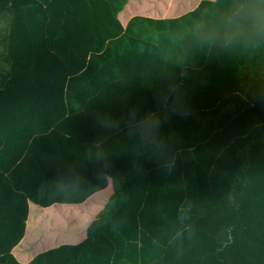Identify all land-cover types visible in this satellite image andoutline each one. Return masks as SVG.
Listing matches in <instances>:
<instances>
[{
  "label": "trees",
  "instance_id": "16d2710c",
  "mask_svg": "<svg viewBox=\"0 0 264 264\" xmlns=\"http://www.w3.org/2000/svg\"><path fill=\"white\" fill-rule=\"evenodd\" d=\"M128 2L0 0V264H264V0Z\"/></svg>",
  "mask_w": 264,
  "mask_h": 264
},
{
  "label": "crops",
  "instance_id": "0c3cea01",
  "mask_svg": "<svg viewBox=\"0 0 264 264\" xmlns=\"http://www.w3.org/2000/svg\"><path fill=\"white\" fill-rule=\"evenodd\" d=\"M154 1L155 3L153 4V8L149 9L147 5V0H129L123 11L119 14V19L122 24L124 26L127 25L125 30L127 29V31H129L131 29H136L137 32H144L146 30L147 25H129V22H131L135 18L147 17L154 19H164L168 15L172 0ZM115 47H118L121 52L127 50L126 45H116L113 47V50ZM113 52L114 51H112L111 54H113ZM31 208L32 207L30 205L28 218L29 220L28 224L26 225L24 238L12 251V253L16 257L18 256V259L21 262H29L32 259V256H30L31 253L36 249L38 250L36 252L38 254L43 250L45 251L57 247L61 244H75L84 239V234L81 233L71 234L64 233L59 230H45L49 224H52V222H49L50 220L48 218H46V220H43L42 217L44 215L42 213L44 211L42 212L40 209L37 208H33L34 210L31 211ZM39 246H41L42 248H39Z\"/></svg>",
  "mask_w": 264,
  "mask_h": 264
},
{
  "label": "rangeland",
  "instance_id": "374dc122",
  "mask_svg": "<svg viewBox=\"0 0 264 264\" xmlns=\"http://www.w3.org/2000/svg\"><path fill=\"white\" fill-rule=\"evenodd\" d=\"M4 24H1L0 28H4ZM6 42H7V39H6ZM5 47L4 48H0V79H2L5 74H6V71L9 70L7 68H9L8 66V63L7 62V55H6V51H5ZM262 63V64H261ZM261 66L260 67H256V71H258L259 68H261V70L263 71L264 73V60L262 62H260ZM252 75H253V72H252ZM39 248H42L41 246H39ZM34 253V252H33Z\"/></svg>",
  "mask_w": 264,
  "mask_h": 264
},
{
  "label": "clouds",
  "instance_id": "9594fccd",
  "mask_svg": "<svg viewBox=\"0 0 264 264\" xmlns=\"http://www.w3.org/2000/svg\"><path fill=\"white\" fill-rule=\"evenodd\" d=\"M258 15H260V14H258ZM170 163H171L172 165H174L175 161L173 160V161H171Z\"/></svg>",
  "mask_w": 264,
  "mask_h": 264
}]
</instances>
